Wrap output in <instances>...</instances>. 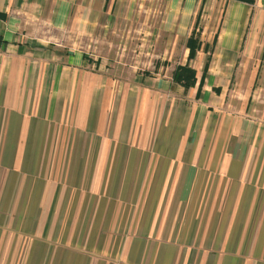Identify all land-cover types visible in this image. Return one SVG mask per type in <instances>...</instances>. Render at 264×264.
I'll list each match as a JSON object with an SVG mask.
<instances>
[{
  "label": "crops",
  "instance_id": "obj_1",
  "mask_svg": "<svg viewBox=\"0 0 264 264\" xmlns=\"http://www.w3.org/2000/svg\"><path fill=\"white\" fill-rule=\"evenodd\" d=\"M126 1L0 0V264H264V0H166L188 87L83 49Z\"/></svg>",
  "mask_w": 264,
  "mask_h": 264
},
{
  "label": "rangeland",
  "instance_id": "obj_2",
  "mask_svg": "<svg viewBox=\"0 0 264 264\" xmlns=\"http://www.w3.org/2000/svg\"><path fill=\"white\" fill-rule=\"evenodd\" d=\"M165 4L166 0H127L121 17L117 19L112 17L107 22L102 16L97 19L95 30L93 29L90 36L80 37L83 49L92 56L102 57L103 62L106 59L108 68L115 71L124 73L172 71L180 61V55L177 53L179 49H175L169 63L164 64L162 57L167 55L165 48L172 36L157 29ZM224 4L225 0H206L204 8L218 14ZM214 13L206 18L207 27L204 35L210 40L213 30L208 26L216 22L217 15ZM203 22L205 23V20ZM177 41L181 45L183 39ZM163 66L168 68L165 70Z\"/></svg>",
  "mask_w": 264,
  "mask_h": 264
},
{
  "label": "trees",
  "instance_id": "obj_3",
  "mask_svg": "<svg viewBox=\"0 0 264 264\" xmlns=\"http://www.w3.org/2000/svg\"><path fill=\"white\" fill-rule=\"evenodd\" d=\"M204 1V0H203ZM249 3H253V0H244ZM186 46L189 48L188 58H192L195 55V51L201 46V41L199 40V33L194 30L191 32L186 40ZM205 48H209L207 44H204ZM208 61V59H207ZM207 62H205L204 67L206 68ZM173 79L183 86L188 87L194 84L195 81V69L188 65H178L172 72Z\"/></svg>",
  "mask_w": 264,
  "mask_h": 264
}]
</instances>
